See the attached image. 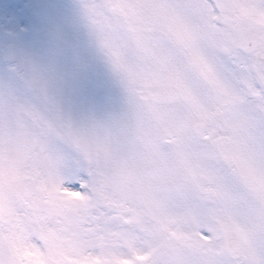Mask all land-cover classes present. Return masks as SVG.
<instances>
[{
  "label": "snow or ice",
  "instance_id": "obj_1",
  "mask_svg": "<svg viewBox=\"0 0 264 264\" xmlns=\"http://www.w3.org/2000/svg\"><path fill=\"white\" fill-rule=\"evenodd\" d=\"M0 264H264V0H73L5 57Z\"/></svg>",
  "mask_w": 264,
  "mask_h": 264
},
{
  "label": "rangeland",
  "instance_id": "obj_2",
  "mask_svg": "<svg viewBox=\"0 0 264 264\" xmlns=\"http://www.w3.org/2000/svg\"><path fill=\"white\" fill-rule=\"evenodd\" d=\"M73 0H0V64L5 46L17 43L22 51L33 52L46 42L57 20L71 15Z\"/></svg>",
  "mask_w": 264,
  "mask_h": 264
},
{
  "label": "water",
  "instance_id": "obj_3",
  "mask_svg": "<svg viewBox=\"0 0 264 264\" xmlns=\"http://www.w3.org/2000/svg\"><path fill=\"white\" fill-rule=\"evenodd\" d=\"M49 38H50V34L47 35V39H49ZM17 51H19V48L17 45L11 44V45L7 46L6 57L15 54Z\"/></svg>",
  "mask_w": 264,
  "mask_h": 264
}]
</instances>
